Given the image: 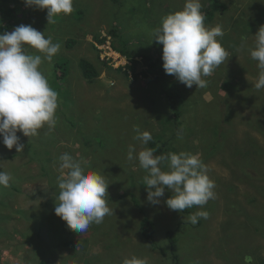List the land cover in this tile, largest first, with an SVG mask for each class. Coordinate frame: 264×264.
<instances>
[{
    "label": "rangeland",
    "instance_id": "rangeland-1",
    "mask_svg": "<svg viewBox=\"0 0 264 264\" xmlns=\"http://www.w3.org/2000/svg\"><path fill=\"white\" fill-rule=\"evenodd\" d=\"M216 1L225 10L215 12L209 22L205 14L211 0H200L201 11L206 27H222L224 35L217 39L228 58L204 77L203 88L186 87L163 67L149 74V80L129 70L125 76L129 64L111 53L122 49L137 59L142 53L162 59L163 45L153 40V31L163 17L182 11L186 0L75 1L81 14L72 12L64 21L73 25H61L60 33L48 35L61 48L40 66L58 93L55 128L45 126L30 137L18 131L25 146L20 153L7 149L0 137V171L12 177L8 187L0 186V264H123L133 256L147 264H264V196L254 186L259 181L243 175V166L251 163L258 169L250 172L264 176V159L258 162L264 152V89L254 86L259 69L252 67L258 62L250 56L254 36L264 26V0ZM31 8H26L30 20L19 22L45 34L54 28L46 10L33 7L30 13ZM114 29L118 39L109 34ZM4 32L11 31L0 26V34ZM68 39L75 41L74 47L61 43ZM28 52L43 57L34 49ZM81 59L99 71L93 83L82 78ZM61 60L63 72L54 66ZM54 74L63 77L57 86ZM163 93L180 96L177 118ZM134 127L171 145L172 153L198 156L215 182V198L181 213L164 203L171 190L158 198L159 204L150 203L147 172L138 159H127L129 145L135 146L134 156L149 146L134 139ZM64 153L109 184L105 199L113 214L87 232L72 231L54 212ZM161 167L168 171L166 161ZM197 211L209 215L193 225L188 217ZM143 216L153 222L155 248L141 238Z\"/></svg>",
    "mask_w": 264,
    "mask_h": 264
},
{
    "label": "clouds",
    "instance_id": "clouds-1",
    "mask_svg": "<svg viewBox=\"0 0 264 264\" xmlns=\"http://www.w3.org/2000/svg\"><path fill=\"white\" fill-rule=\"evenodd\" d=\"M23 3L26 7L46 10L48 24L55 17L74 11L73 0H23ZM201 9L200 0H186L182 11L163 17L160 27L153 31V40L163 45L165 73L188 88L206 87L204 77L211 76L228 58V52L217 39L224 35L222 27H206ZM10 31L0 34V137L7 149L15 148L20 153L25 146L20 142L18 131L30 137L38 135L45 126L50 131L55 128L58 93L50 87L40 66L45 60L50 63L61 45L31 25L20 24ZM254 37L255 48L250 50V56L258 62L259 75L254 86L260 90L264 89V26ZM28 49L36 50L43 57L29 54ZM134 131L137 133L134 139L143 145L152 139L147 131L141 132L138 127ZM177 138L182 139V135L178 133ZM135 152V146L129 145L127 159H138L139 166L147 172L144 183L150 203L159 204L158 198L171 190L172 195L164 203L170 210L181 213L215 198V182L207 175V166L198 156L186 152L154 155L155 149L147 147L134 156ZM59 161L60 191L55 215L72 231L87 232L91 224H100L106 215L113 214L105 199L109 184L100 173L86 172L81 162L69 153L62 154ZM165 161L168 171L161 167ZM11 179L10 174L0 171V186L8 187ZM208 215L207 211H197L188 220L195 225L199 218L207 219ZM123 264H147V260L133 256Z\"/></svg>",
    "mask_w": 264,
    "mask_h": 264
},
{
    "label": "trees",
    "instance_id": "trees-1",
    "mask_svg": "<svg viewBox=\"0 0 264 264\" xmlns=\"http://www.w3.org/2000/svg\"><path fill=\"white\" fill-rule=\"evenodd\" d=\"M75 1L73 0V14H81V11H76L75 10ZM26 6L23 3V0H0V23H1V28H4L6 30H12L15 26H19L20 24H26L22 22V20L19 22V20L21 18H23V20L29 21L30 20V16L32 14H29V12H26ZM33 7L31 8L30 13L33 11ZM22 10H24V12H26L29 16L26 18V16H24ZM225 10V7L221 6V4H219L216 0H211L209 7H208V12L205 14L207 15V20L208 22L212 19L213 14L215 12H222ZM154 15H156L153 12ZM152 14V15H153ZM67 16L69 15H63V19H65ZM73 18V17H72ZM71 18V19H72ZM162 19L160 20L161 23ZM54 30V28H53ZM111 37H113L114 39H118L119 38V33H117L116 29L112 30L110 33ZM64 45H67L68 48H72L75 46V41L72 39H68L65 40L63 42H61ZM152 47V46H151ZM154 47H152L153 50ZM118 54H120L129 65H127L126 67H124L125 69V76L127 74V71H131L132 76L134 77H143L144 79H150L149 78V74H153L155 71H159L162 69L163 67V60H155L154 58H152V56H150L147 53H142L138 56V59L136 57H133L130 55V53L126 50H118ZM258 63H252V67L254 69H258L257 67ZM64 65H65V61L61 60L58 63H54V66L56 68V70H60L61 72H63L64 70ZM79 67L81 70V76L82 78H84V80L88 83H93L94 81H96L99 77V71L97 70V68L92 65L89 61L81 59L79 62ZM138 68H140V70L138 71ZM157 69V70H156ZM138 71V72H136ZM152 72V73H151ZM259 74V70L258 73ZM55 79H54V86L59 85V81H61V79L63 78L62 76L60 77L58 74H54ZM156 79L161 80L162 77L160 76H155ZM51 81V80H50ZM52 83V82H51ZM162 99H164V101L166 102V105L169 107L170 111L173 112V118H177L180 113V106L182 104V101L180 99V96L178 94H172V95H165L163 93V97ZM263 111V109H262ZM261 111V112H262ZM262 120H264V117H261ZM264 124V123H262ZM261 124V125H262ZM149 146L148 148H152L155 149V153L154 155H167L168 153H172L171 151V145H167V143H165L164 141H161L160 139H152L149 141ZM158 148V149H157ZM263 154H260L259 158H258V162L261 161L262 159H264V152H262ZM244 170H243V175L248 176L250 180H254V181H259V184L254 183L255 188L257 187L259 189V191L262 193V195L264 196V186H261L260 183L262 180H264V176L261 178H257L255 177V175H253V172H250V168L253 169H258V167H255L254 165H252L251 163L246 164L245 166H243ZM258 172L259 171H255ZM254 177L257 179H254ZM256 184V185H255ZM136 203V202H135ZM256 231H258V229H255ZM139 231H140V235L141 238L143 239V241L147 244L152 246V248H155V242H154V225L153 222L147 218L146 216H143L142 220H140L139 222Z\"/></svg>",
    "mask_w": 264,
    "mask_h": 264
},
{
    "label": "flooded vegetation",
    "instance_id": "flooded-vegetation-1",
    "mask_svg": "<svg viewBox=\"0 0 264 264\" xmlns=\"http://www.w3.org/2000/svg\"><path fill=\"white\" fill-rule=\"evenodd\" d=\"M65 19H63V15H60L58 17H55L52 25L54 26V30L53 28H49V30H47L46 32V37H48V35H53V34H57V33H60L61 32V25L65 26V25H68V26H71L74 24V21H70L68 24H65ZM101 42V41H100Z\"/></svg>",
    "mask_w": 264,
    "mask_h": 264
},
{
    "label": "built area",
    "instance_id": "built-area-1",
    "mask_svg": "<svg viewBox=\"0 0 264 264\" xmlns=\"http://www.w3.org/2000/svg\"><path fill=\"white\" fill-rule=\"evenodd\" d=\"M108 49L110 50V48L108 47ZM112 54L114 55H117L118 57H120V55L118 53H114V52H111Z\"/></svg>",
    "mask_w": 264,
    "mask_h": 264
}]
</instances>
